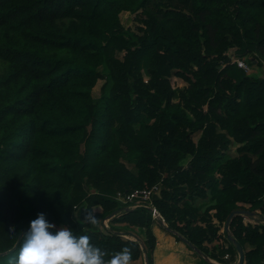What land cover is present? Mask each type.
<instances>
[{"label":"trees","instance_id":"trees-1","mask_svg":"<svg viewBox=\"0 0 264 264\" xmlns=\"http://www.w3.org/2000/svg\"><path fill=\"white\" fill-rule=\"evenodd\" d=\"M231 48L264 65V0H0V264L41 212L153 264L156 219L115 195L158 181L167 227L223 264L237 260L225 221L248 210L229 231L243 264H264V76Z\"/></svg>","mask_w":264,"mask_h":264},{"label":"clouds","instance_id":"clouds-1","mask_svg":"<svg viewBox=\"0 0 264 264\" xmlns=\"http://www.w3.org/2000/svg\"><path fill=\"white\" fill-rule=\"evenodd\" d=\"M84 224H95V210L83 209ZM19 250L9 264H130L133 253L129 246L109 253L92 243L88 234L77 235L68 226L57 227L45 213H38L22 233Z\"/></svg>","mask_w":264,"mask_h":264},{"label":"crops","instance_id":"crops-1","mask_svg":"<svg viewBox=\"0 0 264 264\" xmlns=\"http://www.w3.org/2000/svg\"><path fill=\"white\" fill-rule=\"evenodd\" d=\"M121 229L122 232L131 234L129 237L132 239H135L136 237L140 238V236H142L139 229L125 226ZM153 232L156 237V244L152 253L153 264H203V257H195L196 255L192 249H190L186 243L182 242L180 238L179 240L174 232L167 230L158 220H155L153 223ZM187 247H189V250ZM208 260H210V263L206 260L204 261L209 264L217 262L211 258H208ZM143 263L144 255L137 260L130 262V264Z\"/></svg>","mask_w":264,"mask_h":264},{"label":"built area","instance_id":"built-area-1","mask_svg":"<svg viewBox=\"0 0 264 264\" xmlns=\"http://www.w3.org/2000/svg\"><path fill=\"white\" fill-rule=\"evenodd\" d=\"M230 57V60L232 62H235L238 67L244 69V71L248 72L250 70V67L246 60L243 58L236 57L232 54H228ZM161 189V182L158 181L156 183H153L150 186L134 189L126 192L118 191L115 195V199L123 204H128L129 207H146L150 209L151 215L154 219L160 221L162 224H165V220L160 214V212L155 207L152 198L154 195H157L160 193ZM108 220L109 218H106L103 220V224L105 227L108 226ZM227 257V255H225Z\"/></svg>","mask_w":264,"mask_h":264},{"label":"rangeland","instance_id":"rangeland-1","mask_svg":"<svg viewBox=\"0 0 264 264\" xmlns=\"http://www.w3.org/2000/svg\"><path fill=\"white\" fill-rule=\"evenodd\" d=\"M121 22L123 23V25L125 26V27H130L132 30H135V27H136V25H137V23L135 22V18L133 17V15H131V14H129V13H123L122 15H121ZM234 48H231L230 50H228L227 51V54H232V55H234V56H236V54H235V52H234ZM236 57H238V56H236ZM244 60H246V62H247V59L246 58H243ZM248 63V62H247ZM249 65V64H248ZM249 67H250V70L248 71V72H246L248 75H253V76H264V65L263 66H258V65H249ZM170 82H171V85L172 86H174V87H181V86H183L184 85V81L181 79V78H179V77H177V76H171L170 77ZM101 83H102V80H100V81H98V83L96 84V86L94 87V94L95 95H98V93H99V87H100V85H101ZM235 147H232V149L230 150V154L231 155H233V154H235V149H234ZM189 159V157H187L186 159H184L183 161H181V164H183V165H185V163H186V161ZM209 203H210V201L208 200V199H205V200H198L197 201V205H199L201 208H205L207 205H209ZM100 208L98 207V206H96V207H93L92 208V210H95V211H98ZM114 216V215H113ZM113 216H111V217H113ZM245 216V218H244V221H251V222H254V220H253V218H249L248 216H246V215H244ZM253 217H255V216H253ZM160 222V221H159ZM165 225H167L166 224V222H165ZM57 227H60V226H64V225H56ZM122 228V227H121ZM226 233L228 234V232L226 231ZM142 234V233H141ZM124 237H127L128 238V236H124ZM130 238V237H129ZM179 239V238H178ZM180 240V239H179ZM182 241V240H181ZM183 242V241H182ZM179 243H181V242H179ZM215 245H222V243H221V241L220 240H216L215 242ZM187 249L189 250V247H187ZM191 249V248H190ZM193 251V250H192ZM193 252H195V251H193ZM144 255V262H145V254H142V256ZM195 257H201L202 258V256H200L198 253L196 254L195 253ZM141 256V257H142ZM225 257V256H224ZM198 259H200V258H198ZM203 260V264H209V263H207L206 261H204L205 259H204V257L202 258ZM237 260H238V254H237ZM237 260L235 261V263L237 262ZM144 264V263H143Z\"/></svg>","mask_w":264,"mask_h":264},{"label":"water","instance_id":"water-1","mask_svg":"<svg viewBox=\"0 0 264 264\" xmlns=\"http://www.w3.org/2000/svg\"><path fill=\"white\" fill-rule=\"evenodd\" d=\"M117 214V211H114L109 217L107 218H110L111 216L113 215H116ZM236 214H240V215H249L250 212L248 210H245V209H235L233 211L230 212V214L228 215L226 221H225V225H224V230L228 232L227 234V237L229 239V241L232 242L233 246L235 247L236 251H237V254H238V260L236 263L234 264H243L244 262V252H243V249L240 245V243L232 236V234L230 233L229 231V224H230V220L231 218L236 215ZM165 226V228L167 230H170L165 224H163ZM27 229V228H26ZM26 229H24L23 231H25ZM23 231L21 232L20 236H22V233ZM172 232H174L175 234H177L175 231L173 230H170ZM177 236L184 242L186 243L193 251H195L196 253H198L199 255H201L202 257H204V259L206 261H208L210 263V260H208V257L205 256L196 246H194L191 242H189L185 237L177 234ZM144 264H148V260L147 258L145 257V262ZM211 264H223V263H220V262H212Z\"/></svg>","mask_w":264,"mask_h":264}]
</instances>
